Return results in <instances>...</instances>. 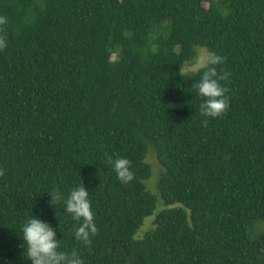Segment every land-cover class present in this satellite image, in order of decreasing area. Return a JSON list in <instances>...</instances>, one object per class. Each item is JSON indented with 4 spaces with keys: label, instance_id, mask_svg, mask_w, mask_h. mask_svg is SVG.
I'll use <instances>...</instances> for the list:
<instances>
[{
    "label": "trees",
    "instance_id": "trees-1",
    "mask_svg": "<svg viewBox=\"0 0 264 264\" xmlns=\"http://www.w3.org/2000/svg\"><path fill=\"white\" fill-rule=\"evenodd\" d=\"M0 16V264H31L30 214L85 264H264L249 231L264 224V0H0ZM199 48L230 73L219 118L200 112L204 69L182 71ZM109 156L132 162L133 181ZM83 184L87 246L49 194Z\"/></svg>",
    "mask_w": 264,
    "mask_h": 264
},
{
    "label": "clouds",
    "instance_id": "clouds-1",
    "mask_svg": "<svg viewBox=\"0 0 264 264\" xmlns=\"http://www.w3.org/2000/svg\"><path fill=\"white\" fill-rule=\"evenodd\" d=\"M4 23H6V18L0 16V25ZM5 47H7V41L4 37H0V49ZM223 59L215 52L207 51L198 60L199 67L204 70L195 88L198 96L202 98L200 112L205 117L219 118L229 107L228 97L225 95L227 89L221 81H226L230 73L218 72L216 67L223 63ZM108 163L111 164L112 170L121 183L128 184L133 181L132 162L128 158L109 156ZM49 194L52 198V206L63 200L65 212L71 214L72 218L77 221L74 225V239L85 246L90 245L91 238L98 232V228L95 224V213L89 199V192L84 184L71 189L66 199L59 192ZM21 233L23 245H26L23 247V254L26 253V259L31 264H85L78 250H60L61 239H58L57 230L40 216L30 214L21 227ZM4 264H9V262H4Z\"/></svg>",
    "mask_w": 264,
    "mask_h": 264
},
{
    "label": "rangeland",
    "instance_id": "rangeland-1",
    "mask_svg": "<svg viewBox=\"0 0 264 264\" xmlns=\"http://www.w3.org/2000/svg\"><path fill=\"white\" fill-rule=\"evenodd\" d=\"M205 53H206V50H204L202 48H199L196 60L191 62V63L185 64L182 67V71L189 75V74H192L193 72H196L198 69H200L198 60H199V57L202 56ZM146 162L149 164V166L151 168V177H150V179H148L145 182V186H146L147 190H150L151 193L157 195L158 193H157V190H156V185H157V181L159 179V176H160V173H161L162 169L159 166V164H158V162L156 160L155 154L152 151L148 152L147 157H146ZM161 207H162V203L159 202L158 209H160ZM151 227H152V220L151 219H147L144 222V225L141 228V230L138 233V235L141 236L144 232H146ZM255 228H256V230H255ZM253 230H254V234L255 235L253 234ZM249 231H250L251 238H254L255 236L264 235V224L253 225L250 228Z\"/></svg>",
    "mask_w": 264,
    "mask_h": 264
}]
</instances>
